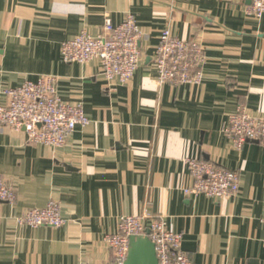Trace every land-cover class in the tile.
Masks as SVG:
<instances>
[{
    "label": "crops",
    "instance_id": "crops-1",
    "mask_svg": "<svg viewBox=\"0 0 264 264\" xmlns=\"http://www.w3.org/2000/svg\"><path fill=\"white\" fill-rule=\"evenodd\" d=\"M249 0H0V104L5 87L56 77L65 101H80L89 123L64 145L33 143L0 128V176L15 188L0 202V264H108L104 236L125 214L147 212L182 233L191 264H264V146L237 149L223 133L244 105L264 116V14ZM132 14L142 36L133 76L107 81L98 60L64 62L60 45L80 31L95 36L105 17ZM199 42V84L158 83L152 65L162 29ZM186 158L239 173L225 198L185 194ZM63 225H18L15 217L49 199ZM148 220L146 221V223Z\"/></svg>",
    "mask_w": 264,
    "mask_h": 264
},
{
    "label": "built area",
    "instance_id": "built-area-1",
    "mask_svg": "<svg viewBox=\"0 0 264 264\" xmlns=\"http://www.w3.org/2000/svg\"><path fill=\"white\" fill-rule=\"evenodd\" d=\"M248 10L257 18L261 17L264 0H249ZM141 36L132 14H127L116 25L105 17L100 33L92 36L80 31L61 43L60 53L67 63L96 59L104 79L125 82L139 65ZM204 60L201 43L178 38L169 28L160 31L152 62L158 83L199 84L203 78L201 66ZM2 93L6 101L0 104V128L23 130L33 143L62 146L77 126L89 123L80 101H65L60 97L56 77L52 74L5 87ZM222 131L237 149L246 142L264 146V116L251 113L244 105H238L228 114ZM185 161L192 177V183L183 189L185 194L225 198L238 191L239 173L236 170L198 158H186ZM15 198L14 186L0 176V202H13ZM14 219L16 224L30 227H59L65 222L59 201L52 198L45 206L27 208ZM261 220L264 224V213ZM130 236L147 237L153 242L157 264H191L181 248L182 233L169 230L163 220L147 212L121 215L117 230L104 236L111 249L108 264L125 263Z\"/></svg>",
    "mask_w": 264,
    "mask_h": 264
},
{
    "label": "water",
    "instance_id": "water-1",
    "mask_svg": "<svg viewBox=\"0 0 264 264\" xmlns=\"http://www.w3.org/2000/svg\"><path fill=\"white\" fill-rule=\"evenodd\" d=\"M124 264H157L154 244L147 237L130 236Z\"/></svg>",
    "mask_w": 264,
    "mask_h": 264
}]
</instances>
